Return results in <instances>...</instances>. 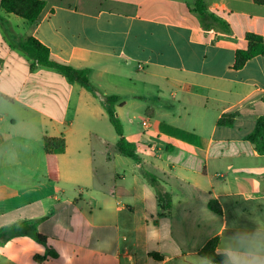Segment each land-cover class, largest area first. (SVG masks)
I'll list each match as a JSON object with an SVG mask.
<instances>
[{"label":"crops","instance_id":"1","mask_svg":"<svg viewBox=\"0 0 264 264\" xmlns=\"http://www.w3.org/2000/svg\"><path fill=\"white\" fill-rule=\"evenodd\" d=\"M44 1L37 23L0 7V229L33 220L46 238L42 249L9 241L0 264H197L218 246L221 224L225 235L233 221L254 227L248 216L264 213V156L252 144L264 121V55L233 66L246 33L264 37V5L202 0L229 26L207 31L196 0ZM29 37L89 69L96 87L121 98L116 107V82L152 89L147 134L124 128L141 164L119 151L118 135L93 128L109 117L90 92L18 48ZM233 115V125L218 124ZM47 137H64L65 151L48 154ZM205 209L219 221H206Z\"/></svg>","mask_w":264,"mask_h":264},{"label":"trees","instance_id":"2","mask_svg":"<svg viewBox=\"0 0 264 264\" xmlns=\"http://www.w3.org/2000/svg\"><path fill=\"white\" fill-rule=\"evenodd\" d=\"M256 4L264 5V0H253ZM0 7L9 14L19 16L31 23H37L40 20L41 14L46 7L44 0H0ZM195 11L199 14L202 26L205 30L209 31L211 28L217 27L224 30H229V26L222 19L210 14L202 0H196ZM246 46L238 49L236 53L234 69H242L246 63L252 58L264 55V37L254 32H248L245 36ZM18 48L21 49L26 55L34 61L37 66L50 68L59 71L65 75L69 80L78 82L94 97L98 98L104 109L106 110L109 121L114 127L116 134L119 137L118 149L119 151L137 161L141 164L136 146L130 143L124 135L123 124L117 114L116 106L121 102V98L116 95H105L97 88L90 79L89 69H77L73 66L61 63L55 60L50 50L39 42L34 37H29L20 44ZM233 115L231 119L224 117L219 121V125H233ZM252 144L259 154L264 156V121L260 123L257 133L252 138ZM66 149V142L64 137L59 138H46L45 150L48 154H60ZM146 178L157 189L160 198L167 201L169 196L163 192L160 181L154 174L144 171ZM264 178V176H263ZM50 179L57 181V169L53 165L50 168ZM210 207L215 212H220L219 206L211 202ZM39 222L33 220H25L21 223L6 226L0 229V248L5 246L9 241L20 238L28 237L36 242L45 243L46 238L38 230ZM217 248V241L214 240L202 251V255L213 257L216 261L220 260L219 256L215 255Z\"/></svg>","mask_w":264,"mask_h":264},{"label":"clouds","instance_id":"3","mask_svg":"<svg viewBox=\"0 0 264 264\" xmlns=\"http://www.w3.org/2000/svg\"><path fill=\"white\" fill-rule=\"evenodd\" d=\"M202 215L210 223L219 221L218 217L206 209ZM248 219L254 227L242 226L238 220L233 221L230 235H225L229 231L228 224H221L218 231L220 233L223 229V232L220 233V242L215 250L220 260L203 256L196 258L197 264H264V213L254 212Z\"/></svg>","mask_w":264,"mask_h":264},{"label":"rangeland","instance_id":"4","mask_svg":"<svg viewBox=\"0 0 264 264\" xmlns=\"http://www.w3.org/2000/svg\"><path fill=\"white\" fill-rule=\"evenodd\" d=\"M134 74H135L134 76H142V73L138 71H135ZM117 75H118V79L119 77H123V74H117ZM94 79H97L96 76L94 77ZM135 82L136 84L134 83L130 84L129 82H125V81H120L118 83L116 82V85L114 87L117 86L119 88V91L110 89V94H119L123 98L124 105L118 106L116 108H117L118 116L120 109L124 112L123 113L124 118H120V116L119 118L123 124V127L126 130V133L127 134L132 133L135 134L138 138H143L144 135L147 134L146 129L142 125L143 120L146 119L145 108L148 105L152 106L154 104H157V101L155 97L149 95V92H153L152 89L148 91L149 88L146 86H144L143 88V84L141 82L139 81H135ZM99 89L101 90L102 93L105 94V91L103 89L101 88ZM91 97L94 99L93 101L97 102L99 105H102L101 101L98 98L94 97L93 95ZM96 127H99V130L104 132L107 136L117 138L116 131L108 119L93 125V128ZM34 243L35 245H37V247H39V249H42L44 247L43 243L41 242L35 241Z\"/></svg>","mask_w":264,"mask_h":264},{"label":"built area","instance_id":"5","mask_svg":"<svg viewBox=\"0 0 264 264\" xmlns=\"http://www.w3.org/2000/svg\"><path fill=\"white\" fill-rule=\"evenodd\" d=\"M144 125H147V122H144Z\"/></svg>","mask_w":264,"mask_h":264}]
</instances>
